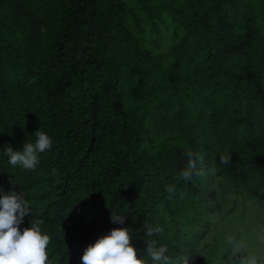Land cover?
<instances>
[{
  "label": "trees",
  "instance_id": "obj_1",
  "mask_svg": "<svg viewBox=\"0 0 264 264\" xmlns=\"http://www.w3.org/2000/svg\"><path fill=\"white\" fill-rule=\"evenodd\" d=\"M36 130L40 197L52 175L68 190L47 264L118 228L145 264H264V0H0V196Z\"/></svg>",
  "mask_w": 264,
  "mask_h": 264
},
{
  "label": "clouds",
  "instance_id": "obj_2",
  "mask_svg": "<svg viewBox=\"0 0 264 264\" xmlns=\"http://www.w3.org/2000/svg\"><path fill=\"white\" fill-rule=\"evenodd\" d=\"M34 135L35 143L26 142L22 151H13L11 147L5 150L9 156V167L20 165L23 167L20 171L27 174L17 183V192L0 196V264H47L50 237L45 231L57 221L53 220V211L61 204L63 190L68 191L64 189L66 180L52 175L45 183L46 190L53 191L51 202L40 197L42 177L50 171L39 163L38 154L50 147L52 149V140L48 133L41 130H36ZM185 155L188 157L187 168L180 173V178L187 181L191 178V171L196 168V161L191 148L185 151ZM228 162V156H221L222 164ZM166 191L171 193L173 186ZM78 220H84L81 205L76 206L72 223H79ZM110 220L114 224L124 222L123 216L114 212L110 214ZM62 223L67 224L68 221ZM152 234L153 230L149 227L147 235ZM166 251L164 246L157 248L155 241L147 244V253L155 262L166 261ZM80 259L81 264H145L143 259L138 258L127 228L112 229L109 234L98 238L85 248ZM246 264H257L256 256L253 255Z\"/></svg>",
  "mask_w": 264,
  "mask_h": 264
}]
</instances>
